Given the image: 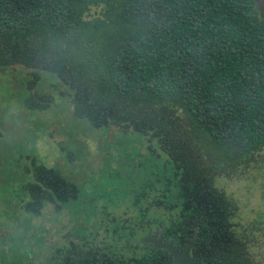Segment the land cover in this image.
<instances>
[{
  "label": "trees",
  "instance_id": "16d2710c",
  "mask_svg": "<svg viewBox=\"0 0 264 264\" xmlns=\"http://www.w3.org/2000/svg\"><path fill=\"white\" fill-rule=\"evenodd\" d=\"M15 66L33 75L23 110L56 105L39 88L49 80L74 123L97 137L111 128L140 134L146 153L131 163L118 147L120 173L110 146L100 149L101 169L121 180L105 197L31 145L0 147V186L12 198L0 204L14 229L0 235V260L27 247L50 206L79 226L40 264H171L167 250L143 241L155 233L180 251L196 235L197 264H264V212L242 221L219 186L264 168V17L255 0H0V67ZM20 136L31 142L30 130ZM81 148L77 138L61 145L72 166ZM28 257L19 261L32 264Z\"/></svg>",
  "mask_w": 264,
  "mask_h": 264
},
{
  "label": "rangeland",
  "instance_id": "374dc122",
  "mask_svg": "<svg viewBox=\"0 0 264 264\" xmlns=\"http://www.w3.org/2000/svg\"><path fill=\"white\" fill-rule=\"evenodd\" d=\"M255 7L259 17H264V0H255ZM101 10L100 7L92 8L87 12L86 17L97 16ZM41 76L42 79H47L46 73ZM29 81H33V75L21 66L0 67V124L3 127H0V147H14L19 142H23L26 149L31 145L39 158L47 161L48 165L59 164L61 166H58L59 170L66 177L81 184L86 182L90 185H97V193L108 197L110 194L106 188L111 187L113 181L108 177L109 171L101 169L105 165V151L100 149L106 145L110 146L108 150H110L112 159H110L109 165L123 173L124 169L120 166V162L125 161L126 158L118 147L128 151V159L133 163L134 160L137 161L140 158L139 154L145 155L146 153L144 136L134 132L117 135V131L113 128L107 133H102V136L99 137L96 133H90L88 127L72 121V108L68 100L64 95H60L62 94L61 89L55 90L49 80H44L39 88L52 94L56 105L45 112H27L20 107V102L28 94L25 88ZM25 129L31 131L29 137L31 142L27 139L19 140L23 135L20 136V133L25 132ZM13 130L19 134V138L15 133H11ZM35 135L38 136L36 141L34 140ZM15 138L18 140H14ZM72 138H77L84 143V148L79 151L81 160L73 166L67 162L65 152L63 153L61 150V145L72 141ZM119 182L121 180L116 179L113 184L120 185ZM219 186L239 202L242 221L249 220L259 211L264 212V168L254 178L220 180ZM3 189L0 186V200L12 199L10 193L4 192ZM5 211L0 204V235L2 233L8 235L7 230L9 232L14 230L11 224L12 219L6 215ZM96 218L98 221L100 220L99 215ZM35 222L39 225L26 240L30 247L22 244L21 248L15 245L9 251L6 249L5 252L9 257L4 262L0 260V264H24L25 262L21 263L19 259L26 258V255L29 256L30 263L40 264V260L44 261V258L52 254L54 245L67 243V239L71 238L69 231L79 226V224H75L65 209L56 215L50 206L44 210L40 218L35 219ZM39 238H41L42 245L37 244ZM5 244L9 245L10 241L6 240Z\"/></svg>",
  "mask_w": 264,
  "mask_h": 264
},
{
  "label": "water",
  "instance_id": "95a60500",
  "mask_svg": "<svg viewBox=\"0 0 264 264\" xmlns=\"http://www.w3.org/2000/svg\"><path fill=\"white\" fill-rule=\"evenodd\" d=\"M196 239L194 235L192 241L187 245L184 251L178 250L175 246L169 242H162L158 239L157 233L143 239L144 242L151 243L154 247L167 250L172 256L171 264H197L191 257L190 250Z\"/></svg>",
  "mask_w": 264,
  "mask_h": 264
}]
</instances>
